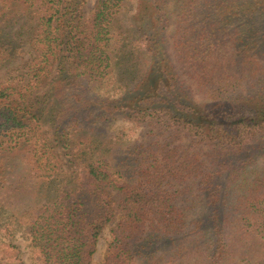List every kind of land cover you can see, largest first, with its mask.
<instances>
[{
	"label": "trees",
	"instance_id": "1",
	"mask_svg": "<svg viewBox=\"0 0 264 264\" xmlns=\"http://www.w3.org/2000/svg\"><path fill=\"white\" fill-rule=\"evenodd\" d=\"M130 1L0 0V231L40 264L109 227L103 264H264V0Z\"/></svg>",
	"mask_w": 264,
	"mask_h": 264
},
{
	"label": "rangeland",
	"instance_id": "2",
	"mask_svg": "<svg viewBox=\"0 0 264 264\" xmlns=\"http://www.w3.org/2000/svg\"><path fill=\"white\" fill-rule=\"evenodd\" d=\"M97 3V0H87L85 6V14L90 15L93 12V9ZM135 13V0H131L127 6L122 11V23L127 27L133 26V15ZM173 32L172 26H170L166 33L168 35L169 42H171L172 37L171 34ZM167 37V38H168ZM171 53V57L177 58V54L173 50H169ZM116 87L113 85V81L109 80L107 84H105L99 90L100 93L106 95H115ZM199 99V97H197ZM111 130L114 133L121 134L122 132L126 133L127 137H132V139H139L149 141L152 140L153 135L150 134V129L147 126H137L134 124L125 121L123 118L116 120L115 123L112 124ZM259 166L264 167V154L259 156L258 163ZM24 161H19V167L15 170L16 173H23ZM198 191H196V194ZM35 194V193H34ZM36 195V194H35ZM114 195L118 198V192H115ZM37 196V195H36ZM37 197L28 196L26 198H17L13 201L10 208L6 211L5 216H9L12 213H16L18 217L24 209L28 207V205ZM33 200V201H32ZM119 200V199H118ZM118 200L116 202V206L118 204ZM199 200V199H197ZM204 199L202 198L197 206L198 213H201V210L204 209ZM8 212V213H7ZM195 216V212L189 214V216ZM110 228V227H109ZM107 228L103 235L100 238V241L97 245V251L88 258L87 264H103V259L107 252L108 244L111 241V231ZM7 244V245H6ZM0 260L8 262L10 264H40V259L38 257V250L33 246V243L28 235L24 234L22 231H15L13 235H6L5 233L0 231Z\"/></svg>",
	"mask_w": 264,
	"mask_h": 264
}]
</instances>
